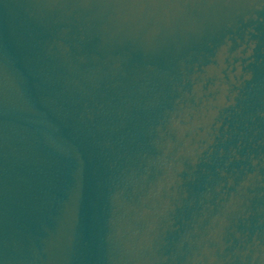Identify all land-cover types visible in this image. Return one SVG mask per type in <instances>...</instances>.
I'll use <instances>...</instances> for the list:
<instances>
[{
	"label": "water",
	"instance_id": "obj_1",
	"mask_svg": "<svg viewBox=\"0 0 264 264\" xmlns=\"http://www.w3.org/2000/svg\"><path fill=\"white\" fill-rule=\"evenodd\" d=\"M0 264H264V0H0Z\"/></svg>",
	"mask_w": 264,
	"mask_h": 264
}]
</instances>
